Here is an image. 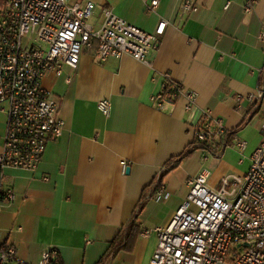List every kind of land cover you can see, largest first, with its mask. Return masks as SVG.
<instances>
[{
	"label": "crops",
	"instance_id": "1",
	"mask_svg": "<svg viewBox=\"0 0 264 264\" xmlns=\"http://www.w3.org/2000/svg\"><path fill=\"white\" fill-rule=\"evenodd\" d=\"M75 1L96 4L95 27L105 8L149 33L161 21L167 26L147 64L129 56L102 63L85 49L76 72L64 67L62 76H46L65 131L48 142L36 171H4L0 190L11 188L16 198L0 209V248H16L11 264H39L52 249L64 264H150L155 229L187 200L189 181L202 168L189 146L205 113L222 120L230 142L222 158L206 164L210 186L219 189L223 177L251 167L264 123V102L253 114L250 100L264 68V0H254L251 13L244 10L250 0H193L197 13L181 11L184 0H160L154 12L152 0ZM166 75L197 94L191 111L183 98L161 106L154 100ZM105 99L110 116L98 106ZM6 124L0 108V153ZM239 140L247 143L244 154L235 147Z\"/></svg>",
	"mask_w": 264,
	"mask_h": 264
},
{
	"label": "built area",
	"instance_id": "2",
	"mask_svg": "<svg viewBox=\"0 0 264 264\" xmlns=\"http://www.w3.org/2000/svg\"><path fill=\"white\" fill-rule=\"evenodd\" d=\"M159 2L152 0L148 9L154 12ZM254 4V0L247 2L246 13L254 10ZM180 9L197 13L199 5L184 0ZM95 10L92 1L0 0V108L7 113L0 185L8 168L36 171L48 142L64 134L59 104L43 85L48 74L60 77L64 67L76 72L85 49H95L102 63L129 56L147 64L167 26L161 21L155 33H149L105 8L101 25L95 27L90 22ZM259 38L264 40V29ZM259 74V87L250 96L253 114L264 102V68ZM71 78L66 79L68 84ZM180 98L186 100L185 109L191 111L197 94L166 75V85L154 100L161 106ZM98 106L110 116L109 100H101ZM203 118L193 127L189 146V152L199 154L202 168L189 181L187 200L166 226L155 229L158 245L150 264H264V123L249 171L242 176L223 177L220 188L214 189L209 184L212 172L206 164L210 158H222L230 142L222 120L211 119L210 112ZM235 147L244 154L247 143L239 140ZM121 165L125 173L128 164L122 161ZM164 193L161 186L158 196ZM15 198L13 189L0 190V209ZM150 233L147 230L142 235L148 237ZM57 254L56 249L43 253L39 264H49ZM16 259L14 246L0 248V264H11Z\"/></svg>",
	"mask_w": 264,
	"mask_h": 264
},
{
	"label": "trees",
	"instance_id": "3",
	"mask_svg": "<svg viewBox=\"0 0 264 264\" xmlns=\"http://www.w3.org/2000/svg\"><path fill=\"white\" fill-rule=\"evenodd\" d=\"M95 50V49H94ZM49 264H64L63 263V260L60 256V254L58 253L52 260Z\"/></svg>",
	"mask_w": 264,
	"mask_h": 264
},
{
	"label": "water",
	"instance_id": "4",
	"mask_svg": "<svg viewBox=\"0 0 264 264\" xmlns=\"http://www.w3.org/2000/svg\"><path fill=\"white\" fill-rule=\"evenodd\" d=\"M129 172H130V169H129V167H128L127 170H126V173L129 174Z\"/></svg>",
	"mask_w": 264,
	"mask_h": 264
},
{
	"label": "rangeland",
	"instance_id": "5",
	"mask_svg": "<svg viewBox=\"0 0 264 264\" xmlns=\"http://www.w3.org/2000/svg\"><path fill=\"white\" fill-rule=\"evenodd\" d=\"M75 2V0H73V3Z\"/></svg>",
	"mask_w": 264,
	"mask_h": 264
}]
</instances>
